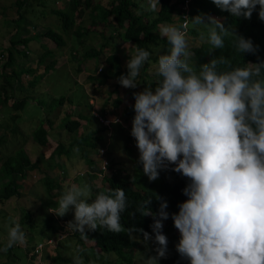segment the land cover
I'll use <instances>...</instances> for the list:
<instances>
[{"label": "clouds", "instance_id": "9594fccd", "mask_svg": "<svg viewBox=\"0 0 264 264\" xmlns=\"http://www.w3.org/2000/svg\"><path fill=\"white\" fill-rule=\"evenodd\" d=\"M212 2L234 17L246 19H251L259 6L258 16L264 21V0ZM158 7L159 0H150L147 10L155 12ZM177 20L174 25L159 26V35L171 47L156 62L157 86L134 93L130 137L136 140L138 163L150 181L157 180L160 170L169 165L189 180L183 189L187 199L171 217L180 233L176 250L182 258L190 264H264V60L233 68L229 59L213 58L200 65L197 72L189 63L194 55L186 41L189 18L181 15ZM191 23L209 29L208 42L213 49L223 48L224 38L231 36L236 51H257L251 39L238 35L217 17L197 14ZM149 57V51L137 48L118 83L135 89ZM219 65L229 70H221ZM112 122L110 126L102 125L111 128L112 124H122L117 118H112ZM102 149L98 165L104 160L109 164L102 179L118 171L126 174L107 157V146ZM74 151L78 153L79 149ZM90 195L87 185L73 183L50 211L59 222L67 221L62 217L74 210V220L67 227L78 231L82 239L88 238L85 226L89 230L106 228L112 233L124 231L120 220L128 207L125 191L117 188L111 195L100 193L95 199ZM155 198L160 200L158 212H152V199H148L132 213L154 218L151 227L159 247L147 264H159V258L167 255L168 241L162 228L163 221L169 218L168 205L158 195ZM12 223L0 252L7 253L14 245L26 242L20 223L15 219ZM68 231L63 228L58 241ZM135 232L143 233L142 242L152 239L148 232L135 226L128 229L129 237L138 240Z\"/></svg>", "mask_w": 264, "mask_h": 264}, {"label": "trees", "instance_id": "16d2710c", "mask_svg": "<svg viewBox=\"0 0 264 264\" xmlns=\"http://www.w3.org/2000/svg\"><path fill=\"white\" fill-rule=\"evenodd\" d=\"M10 1L13 5V8L15 7L17 18L13 23V25H15L16 32L15 35L10 38L11 47L7 48V50L5 49L8 53V56L10 52L9 58L11 57L12 53H14V51H18L15 47L18 42L26 43V39L24 40L19 38L22 31H25V26L22 27L20 23L25 18L24 14L27 13V11H32V8L30 9V0H8L7 3L9 4ZM184 1L185 0H159L161 7H159L157 11L153 12L155 14L152 17H149L150 14H148V11L145 12V14L140 11L138 0H111L108 6L101 4L99 0H67L66 5L63 8L54 7L51 10V12H53L58 17L64 31L71 29L75 25L76 35L79 38L78 44L80 41V45L83 47L84 42L82 40V33L84 32V34H86V31L89 33L88 29L90 28L89 26H82L81 22L78 24L75 23L76 18L82 17L87 11L90 16L91 26H97L99 24L102 26H107L112 30V33L109 36L110 38L114 36L115 38H119L122 42H132L134 44L133 55L135 54V50L137 48L145 49L150 52L149 60L141 68L140 74L137 77V87L135 89H130L129 91L132 102L125 106L123 110L125 115L124 117L128 119L127 123L129 134L126 136L128 140H131L130 136L132 120L135 115L133 107L135 103L134 93L142 91L145 88L154 89L157 86L156 82L159 78L155 75V73L154 82L147 80V77H149V68L153 65V63L157 62L159 55L167 53L171 47L166 38H162L159 35L160 23L170 22L174 16L179 17L180 20L181 15L187 13L189 18L188 25L190 26V34L195 37L202 34L205 37H208L209 29L203 26L202 31L198 30L196 27H193L191 18L197 14H202L205 16V18L208 15H211L219 18L226 27H229L238 35H242L246 39H251L253 45L257 48L255 53H240L232 46L233 38L231 36L224 38V47L220 49H213L212 45L208 41H205L198 47L193 48V58L195 59L193 66L197 72L200 70V65L208 63L213 58L219 59L220 57H224L229 59L233 68L245 67L247 63H258L264 60V21H261L258 16L259 6H257V9L253 12L251 19H246L243 16L234 17L228 11L221 10L212 2V0H189L186 11L183 8ZM1 6L5 7L4 5ZM44 35L49 36L54 42L57 43V45L64 44L62 34L56 32L53 29H47ZM101 38L102 42L98 48L90 46L83 51L84 57H98L101 54L104 47L107 46V41L103 34H101ZM78 44H75L74 47L76 48ZM3 51L4 50H2L0 54H3ZM131 56H129L128 59H130ZM9 58L5 60L3 67L9 64L10 61L14 60ZM106 63L108 65L107 69L104 70V72H101L100 76H89L90 80H96L97 83L100 84L106 81L108 78H119L121 74H126L127 72V67L125 66L123 68L121 66V57L117 52L112 51L109 53L106 56ZM218 67L221 70H229L223 65H219ZM13 72L14 77L19 79L20 73L14 70ZM9 75L10 74L5 73L3 76L8 79ZM7 79H5L4 82L5 84L10 85V81H7ZM119 85L120 84L117 82L115 89ZM63 100L64 97H60L55 101H57V103L60 105L63 103ZM22 103L23 101H20L15 105V107ZM119 103L120 99L116 98L115 104L118 105ZM62 126L65 128V130L74 134V139L67 146L64 143L59 142L55 150L47 159L44 158L42 153H40L33 161H31L29 157L25 155L23 151H21L15 155L8 156L7 159L4 160L0 166V203L5 204L9 198L19 197V189H22V183L27 177L28 171L40 169L46 173L48 168L51 169L53 167V163L51 161L56 156L60 157L63 154L65 159H67L71 156L72 149L75 148V145L86 144L90 147H96L97 142L102 138L100 134L93 135L92 132H86L77 135L78 129L80 127V121L71 119L69 114H66L64 117ZM47 136L48 131L43 127L42 124L35 128L32 132L33 140L41 147L46 146ZM78 148L79 155L93 166V161L88 157V151L85 150L84 147ZM44 160L47 161L45 164L43 163ZM55 165L59 168L62 166L63 169L61 168L60 170H63L68 174L73 173L76 170L75 167L71 169L59 162H56ZM171 171L172 170H170V172ZM160 174L163 178L164 189L170 191L174 196V199L171 202V208H173L174 212L177 213L179 211V204L182 203L184 201L183 199L185 198L183 189L189 183V180L186 177H183L181 174L175 172L177 175L176 181L169 182L167 175L165 174V170L161 169ZM42 180L46 185V190L48 193L53 191V189H56L58 199L65 192L64 189H61L60 181L57 178H50V176H48L46 173L43 174ZM105 180L108 182V188L105 189L103 187L92 186V197L95 199V197L100 193L111 195L115 189L122 188L125 191L128 203L127 209L121 213L120 220L125 230L121 233H112L106 228L97 227L96 230H89L87 226H85V233L88 237L86 240L92 241V244H85V239L81 238V234L78 231L71 233V235L73 234L76 236L78 245L81 244V247H78V245L76 246V253L82 259L80 258L79 260L72 261L71 258L63 256L59 249H57L56 254L49 257V264H80L81 260L82 262H87L97 258L108 260L106 257L111 254H115L117 258L115 263L111 262L112 264H131L133 250L139 245L140 241L143 240V233H133L134 236L139 237L138 240H134L133 238L129 237L128 229L132 226H135L148 232L151 237L154 235L151 227L154 219L153 216H141L139 213L132 215V213L136 211L140 202L148 199H152L150 207L152 212L156 213L158 211V201L155 198L156 193L150 190H140L136 188L132 183L133 179L131 175L127 173L122 175L121 171L112 174L110 177H105ZM20 204L22 206V203ZM46 210V219L44 220V223H42L43 225L40 231L45 230L49 232L50 235L59 234L63 229L61 226L62 224L58 222V218L54 217V215L49 212L48 208ZM21 211L23 212V217H25L26 220L31 217V212H28V210L24 207H21ZM2 213L4 212L1 211L0 208V214ZM29 239L30 242H32V238L29 237ZM179 239L180 235L174 236V241L176 244L179 242ZM30 242L28 243L32 246L37 243L33 242L31 244ZM3 245L4 243L0 242V247H3ZM13 247L8 250L7 254L15 258L17 257V254L14 253ZM29 251L30 248L27 252ZM27 254L28 253H25L24 256H28Z\"/></svg>", "mask_w": 264, "mask_h": 264}, {"label": "rangeland", "instance_id": "374dc122", "mask_svg": "<svg viewBox=\"0 0 264 264\" xmlns=\"http://www.w3.org/2000/svg\"><path fill=\"white\" fill-rule=\"evenodd\" d=\"M7 1L8 0H0V19H1L0 25L3 26L0 32L3 31V29L6 30L13 27V23L9 20V16L13 11V5L11 4V1L9 2V4L7 3ZM99 1L101 2V4L108 6L111 0H99ZM138 1H139L140 11H142L144 14L145 12L148 11V14H150L149 17L154 16L155 13L147 10L149 7L150 0H138ZM51 4H52L51 2L47 4L45 2L44 6H37L35 1L30 0V5H31L30 9L32 8L33 10L36 7V9L40 11V9L44 7L50 8L49 6L47 7L46 5L51 6ZM53 4L55 7L60 8V6L64 7L66 5V1L64 0L59 5H57L55 2ZM1 5H4L5 7H2ZM48 15H43L40 21H42L43 23L44 22L49 23L48 26L46 25L47 26L46 28H50L60 33H63V31L61 30V24L57 19V17L54 15H52V17L51 15L49 16ZM177 18L178 17L174 16L172 21L167 23L169 25H174L173 22L178 21ZM79 22L82 23V26L84 27L89 26L90 28L88 29L89 33L86 31V34H84V32L82 31L83 32L82 40L86 48H89L90 46L98 48L100 41H102L101 34L105 36L107 41V46L104 47L101 54L97 58L89 59L83 56V51L86 49H84L82 45H78L76 47L77 49H75L76 51L75 67H77V69L75 70L76 71L75 74L74 73L69 74L67 69H62L64 67H67L66 64L61 65L66 59L64 57H60L58 60L60 63L59 64L60 68L56 69L53 72H49L48 75L47 73H45L44 79L42 80L43 83L40 85L38 89L34 90L35 92L34 95L31 92L32 90L29 91L27 98L28 102H26V106L23 109L21 108L22 113L25 114L26 117L24 118L19 117L13 122H10L8 117L5 118V120L9 121V124L14 126V129L20 127L21 129L24 130L26 134H29V132L31 133L30 129L33 130L37 125H39V123L43 122V117H44L42 107L37 103H35V101L36 102L40 101L44 103L45 109H50L51 107L56 106V103L53 104L50 103V100L53 95L55 97L63 96L66 99L68 95L70 97H73L74 93L77 94L76 98L79 99L80 105H78V103H75V105H78L79 107H75L74 109L71 108L72 113L69 114L76 116V114H78L77 112L78 109H80L79 112H82L81 109H83V111L86 112V118H87V122L82 123V126L79 128L78 131L92 129L93 131H95V133H98L102 136V138L97 142L96 147H94L95 149H97L98 146L99 147L102 146L103 143H105L107 140L106 136L109 135V143L107 146L108 152L106 153V155L111 160V162L113 164L121 166L122 168L121 170H124L127 174L131 175L133 179L132 183L136 188L140 190L153 191L156 193V195L167 201L168 206L166 211H168L169 213V218L163 221V228H162V233L167 237V241H168L167 255L166 257L159 258V264H190L189 260H187L186 258H182L180 254L175 250L176 243L174 241V236H178L180 235V233L178 229L175 228L174 222L171 218L172 214L175 213L173 208H171V202L174 199L173 194L167 189H164L163 178L161 177V174L159 175V178L155 181H150L148 177L143 174L142 165L138 163L139 151L136 146V140L134 139L128 140L126 137L129 134V128L127 126L128 119L124 117L125 115L123 110L125 106L129 105L132 102L131 95L129 93L130 88H125L119 85L115 89L114 88L116 83L115 79L114 80L111 79L107 81V83H103L102 86L99 83H97L96 80L92 81L89 78V76L97 77L99 75V74H95V68L97 66H101L105 64L104 63L105 56L112 51L117 52L119 54L123 65H125L127 63V58L131 56L134 52V44L132 42H122L119 38H115L114 36L110 38L109 36L112 33V30L107 26H102L100 24L97 26L96 25L91 26L90 16L87 13V11L84 13L82 17L76 18L75 24H78ZM167 23L162 22L159 24V26ZM203 26L204 25H193V27H196L198 30H202ZM189 30H190V26L188 25V31L186 33V41L188 44V50L191 53H194L193 48L198 47L205 41H208V37H205L204 35L203 38L202 35H198L195 37L190 34ZM2 35L3 34H1V38L3 37ZM66 37L67 38L69 37L72 41L74 35L71 32H67ZM49 44L54 49L56 48L55 44L51 40H49ZM194 62L195 59L192 56L189 63L193 65ZM0 63L2 64L1 61ZM155 65L156 63H153V65L150 66L149 77H147V80H150L152 82L155 81V77H154ZM78 69L81 70L85 69L89 73H87L86 75L84 71L82 72V75H79ZM30 76H32V74L26 76L24 80L29 82L31 80ZM74 79L76 83H74ZM0 82H2L1 76H0ZM43 86L46 87L45 90L43 89ZM85 91L88 92V97L90 96V98L93 100V103L91 104L94 106L96 111L99 110L101 112L107 113L108 115H115L114 117H118L120 115L121 118L123 119L122 124L120 123L112 124L110 129H106L100 126V124H98V122L91 113L93 110L92 106L90 104L84 103L83 94L86 93ZM116 98L120 99V103L118 105L115 104ZM31 99H35L34 102H32ZM69 105L70 104L66 103L64 109L66 107L70 108ZM7 110L8 112L11 111L10 108L5 107V112H7ZM52 119H53L52 122L53 131L59 130L60 117L52 116ZM0 123L6 124L5 121H1ZM69 134L73 136L72 133ZM71 138L66 139V141L64 142L66 146L69 145V143L67 142L70 141ZM14 140L16 141V139ZM8 141H12V140L9 139ZM130 142L132 143L134 142V144ZM94 148H91L92 150H90V154L88 153L89 157H91V153L93 151L95 152ZM49 150L50 149L46 151L45 154L46 157L47 155H50ZM74 150L75 148L72 149V154L67 159H65V156L63 154L60 157L56 156L51 161L53 163L52 164L53 167L51 169L48 168L46 173L48 176H50V178L59 179L61 189H64L65 191L68 187H70L71 184L73 183L77 184V180H78L77 185L81 187L87 185L90 189V194H91L90 198L94 199L92 197L93 185L90 183L89 179L86 176H79L76 182H72L71 179L69 178V174L76 173L86 163L84 159L79 155V152L76 153ZM6 154H7L6 148L3 149L2 147H0V159L5 158ZM97 158L99 159V156H97ZM56 162L62 163L64 166H68L71 169L75 167L76 170L74 173H69V174L65 173L63 170H60L62 166H60L59 168L58 166L55 165ZM172 167L173 165H169L168 168L163 169L165 170V174L167 175L169 182L171 181L174 182L177 179V175L175 174V172L174 171L170 172V170H172ZM46 173L40 169L28 171L27 177L24 179V182L22 183V189L20 191L21 193L19 197L18 198L11 197V199H8L5 204L0 203L1 211L4 212L0 214V242L5 243L7 241L8 229L14 226V224L12 223L13 219H15L20 223L26 238L25 244L14 245L15 247L13 251L14 253L17 254L16 255L17 257L15 258L11 257L10 255L7 254L8 252L7 253L0 252V264H26L27 256L24 257L23 252L25 251V253H27L29 247L31 246L28 243L30 242L29 237L32 238L31 239L32 242H30L32 244L33 242L38 243L40 241H43L47 236H50L49 232L45 230L40 231V229L42 228L43 225L42 223H44V220L46 219V212H47L46 209L48 208L49 212H51L50 210L54 209L57 206L58 196L56 194V189H53V191H51L50 193L47 192L46 185L42 180L43 174ZM93 183L95 187H104L105 189L108 188V182L105 179L100 182L96 180ZM184 197L185 198L183 200L185 201L187 199V196L185 195ZM157 201H158V210H159L160 200L157 199ZM20 203H22V206ZM21 207H24L25 209L28 210V212H31V217L28 220H26V218L23 217V212L21 211ZM51 214H53V212H51ZM63 217H65L67 221L62 226L65 229H69V231L67 236H64L63 238L59 239V241H61L60 246L62 245L63 248L59 246L58 249L63 256L71 258L72 261H76L81 258L76 253V246L78 245L77 238L75 235L73 234L71 235V233H73L74 231L67 227L68 222L74 220V210L70 209L69 212ZM59 222L63 223V221H59ZM154 237H155V233L152 236V239L148 240L146 243L142 242L143 240L140 241L139 245L133 250L131 264H147V259L149 257L156 256V249L157 247H159V245L156 243ZM84 242L85 244L88 245L93 243L92 241L86 239L84 240ZM55 247L56 246L54 247L50 246L48 251L49 254H52L53 249ZM78 247H81V244L78 245ZM106 258L108 260H103L101 258H97L95 260H91L87 262H82L81 260L80 264H112L115 263V260L117 259L115 254L108 255ZM36 261L38 262V258H36ZM44 264H48V263L45 262Z\"/></svg>", "mask_w": 264, "mask_h": 264}, {"label": "crops", "instance_id": "0c3cea01", "mask_svg": "<svg viewBox=\"0 0 264 264\" xmlns=\"http://www.w3.org/2000/svg\"><path fill=\"white\" fill-rule=\"evenodd\" d=\"M32 1H35L37 6H44L45 2H46V4L50 3V2L52 4H51V6L46 5L47 7L49 6L50 8L44 7V8H41L40 11H38L36 9V7L31 12L27 11V13L24 14L25 18L20 23L22 27L25 26V31L23 30L21 35L19 36V38H22L24 40L26 39L25 40L26 43L18 42L15 45V47L18 51H14V53H12L10 58H9L10 52H9V56H8V53L0 54L3 56L0 59V61L2 62V64L0 63V76L2 77V82H0V122L1 121L6 122V124L0 123V147H2L3 149L6 148V152H7L6 157L3 159H0V166L2 165L4 160L7 159L8 156L15 155L17 153H20L21 151H23V153L25 155H27L31 161H33L40 153H42L44 155V158L47 159L48 157H50L52 152L55 150V148L57 147L59 142L64 143L66 141V139H69L72 137L70 139V141L67 142L70 144L74 139V134L72 133L73 136H71V134H69L71 132L68 133V131L65 130V128L62 126V122H63V119L66 116V114L72 113L71 108L74 109L75 107H79L78 105H80L79 99L76 98L77 94H75V93H74L73 97H70L68 95V97L66 99L64 98L63 103L60 105L55 100L60 98V97H63V96L55 97L53 95L51 100H50V103H52V104L57 103V105L55 107H51L50 109H45L44 103H42L40 101H37V102L35 101V103H37L38 105H40L42 107L43 113H44L43 122L39 123V125L42 124L43 127L48 131L47 143H46V146H44V147H41L40 145H38V143L35 142L32 138L33 130L35 128H37L39 125H37L33 130L30 129L31 133L28 131L29 134H26L24 132V130L21 129L20 127H17V129H14V126L9 124V121L5 120V118L8 117L10 122H13L19 117H23V118L26 117V115L22 113V109L26 106V102H28L27 98H28L29 91L32 90L31 92L34 95L35 94L34 90L38 89L40 87V85L43 83L42 80L44 79L45 73H47V75H48L49 72H53L56 69L60 68V65H59L60 63L58 61L60 57H64L66 59L61 65L66 64L67 67H64L62 69H67L69 74H71V73L75 74V72H76L75 70L77 69V67H75V60H76L75 49L76 48L74 47V45L78 44L79 38L76 35L75 25L71 29L65 30V31L63 30V28L61 26V30L63 31V33H61V34L63 37V43L64 44L63 45H57V43L54 42L49 36L44 35L46 30L49 29V28H46L49 23H47V22L43 23L42 21H40V19H41V17H43V15L49 14V15H51V17H52V15L56 16L53 12H51L52 8L55 7L53 3L55 2L57 5H59L64 0H32ZM65 1H67V0H65ZM60 8H63V6H60ZM16 18H17V14H16V10L14 7L11 15L9 16V20L12 23H14ZM57 19H58V17H57ZM60 24H61V22H60ZM2 27L3 26L0 25V30ZM15 32H16L15 25H13L12 28H9L6 30L3 29V31L0 32V52L2 50H5V49L7 50V48L11 47V39L10 38L13 35H15ZM56 32H58V31H56ZM67 32H71L74 35L75 38L73 37L72 41L69 37L68 38L66 37ZM58 33H60V32H58ZM1 34H3L2 38H1ZM49 40H51L55 44V47H56L55 49L50 46ZM101 42L102 41H100L99 45L101 44ZM127 42H130V41H127ZM78 45H80V41H79ZM84 49H87L85 47V44H84ZM106 56L104 58L105 64H103L101 66H97L95 68V74H99V76H100L101 72H104V70L107 69L108 65L106 63ZM8 58L9 59L12 58V60L13 59L14 60L10 61L9 64H7L5 67H3L4 61ZM90 58H97V57H90ZM127 61H128V58H127ZM126 65H127V63L125 65H123L122 60H121V66L124 68ZM13 70L20 73L19 79H16V77H14ZM78 71H79V75H82V72H84V71H85L86 75H87V73H89L85 69L84 70L78 69ZM5 73L10 74L8 76V79L3 76ZM29 74H32V76H30L31 80L29 82H27L24 79L26 76H29ZM5 79H7V81L8 80L10 81V85L5 84V82H4ZM111 79H113V80L115 79L116 83L118 82V78H108L103 83H107V81H109ZM11 80H12V82H11ZM74 83H76L75 79H74ZM103 83H100V85L103 86ZM116 83H115L114 88L116 87ZM43 89L45 90L46 87L43 86ZM85 89H87V88H85ZM83 99H84L85 104H90L92 106L93 110L91 113L94 116V118L96 119V121L98 122V124H100V126L106 128V129H110V128L103 126L98 121L96 114L97 113L98 114H106L107 116H115V115H108L107 113L101 112L99 110L96 111L94 106L91 104V103H93V100L90 98V96L88 97V92L83 94ZM31 100H32V102H34L35 99H31ZM20 101H23V103L18 104V106L15 107V105L17 103H19ZM66 103L70 104L69 105L70 108L66 107L64 109V107L66 106ZM75 103H78V105H75ZM5 107L10 108L11 111L8 112V110H7V112H5ZM79 111H80V109H78V111H77L78 114H76V116H73L72 114H69V115H70L71 119L79 120L80 121V127H81L82 123L87 122V118H86V112H84L83 109H81L82 112H79ZM79 113H82V114H79ZM52 116L60 117V120H59L60 129L59 130L53 131ZM119 117L121 120H123L120 115H119ZM85 119H86V121H85ZM86 132H92L93 135L94 134L99 135L98 133H95V131H93L92 129L83 130V131L80 130V131H78L77 135H80V134L86 133ZM106 138H107L106 142L102 146H100V147L98 146L97 149H95L94 147H90L86 144L75 145V149H77L78 147H84V149L87 150L89 154H90V150H92L91 148H94L95 152L93 151L91 153V157H89V155H88V157L93 161V166L89 162L84 160L86 163L84 166H82V168L80 170H78L76 173L73 172L74 174H69V178L71 179L72 182H76L77 178L80 176L79 172H83V171H84V175H82V176H86L93 186H94V183H93L94 181L97 180L98 182H100L103 180L102 179V173H101V170H100L99 165H98V160L101 158L100 150L102 148H105L106 146H108L109 135H107ZM9 139L12 141H8ZM14 139H16V141ZM48 149H50L49 150L50 155H47V157H46L45 154H46V151H48ZM94 155L99 156V159L97 158V156H94ZM46 162L47 161H45V160L43 161L44 164ZM40 166H43V165H40ZM69 183H68V185H69ZM77 184H78V180H77ZM0 185H1V180H0ZM19 191H21V188L19 189ZM9 199H11V198H9ZM63 218H65V217H63ZM21 229H23V228L21 227ZM59 234L47 236L43 241H40L33 246L31 245L29 247L30 251L27 252L28 256L26 257V261H27L26 264H37V263L44 264L45 262H47L49 264V257L54 256L56 254V250L60 246L61 241H58ZM65 236H67V235H65ZM47 239H52L55 241V243L50 244V245L45 244L43 246L41 252L39 253V255L35 254L34 250H35L36 246L39 243L45 242ZM16 245H18V244H16ZM50 246H53V247L56 246L53 249L52 254H49V252H48ZM60 247L63 248L62 245ZM24 255H25V251L23 252V256ZM36 258H38V262L36 261Z\"/></svg>", "mask_w": 264, "mask_h": 264}, {"label": "built area", "instance_id": "2783aa9c", "mask_svg": "<svg viewBox=\"0 0 264 264\" xmlns=\"http://www.w3.org/2000/svg\"><path fill=\"white\" fill-rule=\"evenodd\" d=\"M188 1L189 0H185L184 1V4H183V8L187 11V4H188ZM186 16H187V13H184V14H182V17L183 18H186ZM184 24H186V21H183V25ZM3 56H1L0 58H2ZM97 117H98V120L100 121V123L101 124H103V125H105V126H110V124L111 123H113L112 122V118H117L119 121H121L120 120V118L119 117H109V116H107V115H97ZM101 152H103L104 151V149H101L100 150ZM99 168H100V170H101V172H102V175H104L105 173H107L109 170H108V168H109V164H108V161H106V160H104V161H101V163H100V166H99ZM105 168H106V170H105ZM84 172H80L79 174H83ZM66 221H63V223H65ZM64 235L63 234H61L60 235V238H62ZM55 243V241L54 240H52V239H47L45 242H43V243H39L37 246H36V248H35V254H37V255H39V253L41 252V250H42V248H43V246L45 245V244H54Z\"/></svg>", "mask_w": 264, "mask_h": 264}]
</instances>
